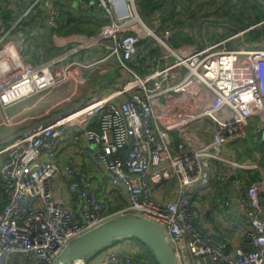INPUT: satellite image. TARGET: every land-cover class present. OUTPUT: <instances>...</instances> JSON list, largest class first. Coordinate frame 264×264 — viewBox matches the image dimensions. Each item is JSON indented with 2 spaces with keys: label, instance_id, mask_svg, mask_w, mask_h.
Here are the masks:
<instances>
[{
  "label": "built area",
  "instance_id": "2783aa9c",
  "mask_svg": "<svg viewBox=\"0 0 264 264\" xmlns=\"http://www.w3.org/2000/svg\"><path fill=\"white\" fill-rule=\"evenodd\" d=\"M139 1L12 0L9 20L0 9L1 121L16 128L0 143V264H54L122 217L159 225L177 264H264V17L215 16L264 0H160L147 18ZM70 14L96 30L70 29ZM59 86L51 113L33 101ZM26 100L18 127L24 112L8 110ZM151 259L122 239L70 264Z\"/></svg>",
  "mask_w": 264,
  "mask_h": 264
},
{
  "label": "water",
  "instance_id": "95a60500",
  "mask_svg": "<svg viewBox=\"0 0 264 264\" xmlns=\"http://www.w3.org/2000/svg\"><path fill=\"white\" fill-rule=\"evenodd\" d=\"M45 33L50 39L49 24L45 25ZM122 239L140 241L156 264H177L173 250L164 238L163 229L154 222L138 217L110 220L74 239L54 264H70L74 260H89Z\"/></svg>",
  "mask_w": 264,
  "mask_h": 264
},
{
  "label": "crops",
  "instance_id": "0c3cea01",
  "mask_svg": "<svg viewBox=\"0 0 264 264\" xmlns=\"http://www.w3.org/2000/svg\"><path fill=\"white\" fill-rule=\"evenodd\" d=\"M31 1L32 0H25L26 3L27 2H31ZM74 4H71V8H73L75 10H78V8L76 7L77 5L75 4L76 6H74ZM66 14L67 13H63L64 16ZM88 22L89 21L83 22L84 29H80V30L83 31V32L91 31L89 33H92L93 31L96 30V27H95V25L92 24L91 27H90V29L87 30V28H88L87 27V23ZM241 23H244L245 24L246 21L243 20V21L240 22V24ZM241 25H243V24H241ZM44 29H45V27H44ZM46 38H47L46 39L47 40V44H49L50 43V39L48 37H46ZM34 47L35 46H34V44L32 42L27 45L25 51L23 52V54L20 57V63H22L23 65H27V66L32 65L33 63H35ZM54 91H55V89H53L52 91H48V92H46L44 94H41V95H39V99H33V101L34 102H36V101H47L49 103V107H48L49 108V112L51 113L53 111L52 106H51V103L53 102V100L55 99V97H60L61 95H63V87H62V90L60 92H58L56 95L53 94ZM31 102H32L31 100L23 101V102L19 103L18 105L11 107L8 110V113L11 116H16L18 113H23L24 112V114H22V116L18 117L16 119V121H15V123H16V125L18 127H21L23 125V123L25 122L24 118L27 117V108L30 106V103ZM0 123H1V126L2 127H4L5 129H7V131H8L7 134L12 133V135H13L14 132L16 131V128L6 127V126L3 125L2 121H1V113H0ZM10 137H7V138L3 139L2 141H0V143L1 144H4V143L8 142V140L10 139ZM236 149L237 150H241L240 152L242 154V157H244V158L250 157V152H249V154H247L248 152H246L247 149H244L242 151V147L241 146H237ZM244 158H242V159H244ZM146 263H149V261L148 262L147 261H141L140 262V264H146Z\"/></svg>",
  "mask_w": 264,
  "mask_h": 264
},
{
  "label": "trees",
  "instance_id": "16d2710c",
  "mask_svg": "<svg viewBox=\"0 0 264 264\" xmlns=\"http://www.w3.org/2000/svg\"><path fill=\"white\" fill-rule=\"evenodd\" d=\"M11 1L12 0H3L2 1V3H3L2 7L3 8L2 9L0 8L2 10L4 18L6 20H9V13L6 11V7H4V4H6L7 2H11ZM159 1L160 0H140L141 4L139 5V9L141 11L142 16L145 15V17L147 18V15H150L151 12H153L154 10L157 9ZM162 1H167V0H162ZM212 3H214V0H212ZM256 4L257 3H244V4L242 3L238 7L237 10L229 8L228 5L224 6L222 8H216L215 9V11H216L215 16H216V19L227 22L228 18L233 17L234 15L235 16L237 15L238 17L236 19H234V21L231 24L241 27V26H244V23H241V24H243V25H241L240 22L243 20H245L246 22H249L251 20L250 16L254 15L253 17H256L257 20H259L260 17H264V15H261V13L259 12V9H257L255 7ZM39 6H41V4ZM248 9L250 11H248ZM240 11H242V12H240ZM251 11H253V14H251ZM71 17H73V15H71V14L68 15V17H67V24L71 26L70 29H73L75 31H81V30H77V29L81 28L83 23H81L79 21L73 22ZM257 20H255V21H257ZM254 38L255 37H253L252 40ZM262 145L264 146V142L262 143ZM247 154H249V152ZM263 156H264V154H263ZM255 176H256V174L254 175V177ZM263 197H264V195H263ZM148 264H156V262L151 259V260H149Z\"/></svg>",
  "mask_w": 264,
  "mask_h": 264
},
{
  "label": "rangeland",
  "instance_id": "374dc122",
  "mask_svg": "<svg viewBox=\"0 0 264 264\" xmlns=\"http://www.w3.org/2000/svg\"><path fill=\"white\" fill-rule=\"evenodd\" d=\"M141 4V2L139 1V5ZM255 7L258 9H260L259 10V12L261 13V15H264V12H263V10H261V6H260V4L258 3V4H256L255 5ZM248 11H250L249 9H248ZM240 12H242V11H240ZM236 13V12H235ZM234 13V14H235ZM140 14H141V11H140ZM244 14V13H243ZM251 14H253V11H251ZM142 15V14H141ZM187 11H183V19H185V20H189L188 18H186L187 17ZM254 16V15H253ZM253 16H250L251 18H253ZM142 17H144V18H146L145 17V15L144 16H142ZM238 16L236 15H234L233 17H230V18H228L227 19V21H230L229 23L231 24L233 21H234V19H236ZM72 18V21L73 22H81V23H83V22H85V21H89L88 23H87V30L88 29H90V27H91V25H92V22L90 21L92 18H90V17H87V16H80V15H76V16H73V17H71ZM256 20V19H255ZM184 24H185V22H184ZM80 29H84V27H83V25L81 26V28H79V29H77V30H80ZM104 78L105 77H99L98 78V80H101V81H103L104 80ZM63 89H64V87H63ZM62 90V86H59V87H57L56 89H55V91H54V93L53 94H57L58 92H60ZM61 98V97H60ZM59 105H60V103H59ZM67 107L66 106H61V110H65ZM7 129H5L4 127H2L1 126V123H0V141H2L3 139H5V138H7V137H10L11 135H12V133H10V134H7Z\"/></svg>",
  "mask_w": 264,
  "mask_h": 264
}]
</instances>
